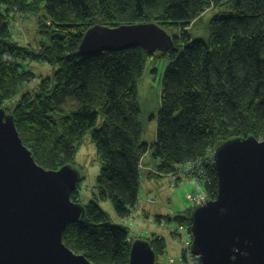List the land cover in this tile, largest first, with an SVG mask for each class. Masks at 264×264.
Wrapping results in <instances>:
<instances>
[{"label": "trees", "instance_id": "trees-1", "mask_svg": "<svg viewBox=\"0 0 264 264\" xmlns=\"http://www.w3.org/2000/svg\"><path fill=\"white\" fill-rule=\"evenodd\" d=\"M227 1L232 12L212 20L209 42L182 35L160 53L170 64L162 84L156 142L150 147L142 142L137 90L146 62L155 54L133 48L85 57L80 45L97 25L156 24L164 30L187 26L211 0H0V108L31 82L19 59L57 68L54 80L24 94L13 111L19 135L36 162L53 171L74 166L76 145L92 130L102 161L98 192L84 205V222L69 226L63 242L94 264H129L131 229L111 225L101 203L110 202L120 218L131 216L140 205V165L148 152L161 176H181L176 172L184 169L183 175L197 176L214 200L216 150L234 139L264 138V0ZM39 12L44 15L34 19L37 31L47 41L35 52L19 45L13 33H19L18 17ZM79 190L71 197L75 203ZM193 210L188 217L167 220L189 228ZM151 239L145 240L158 258L163 256L166 240ZM187 254L200 264L188 250L181 255L183 261Z\"/></svg>", "mask_w": 264, "mask_h": 264}, {"label": "water", "instance_id": "water-1", "mask_svg": "<svg viewBox=\"0 0 264 264\" xmlns=\"http://www.w3.org/2000/svg\"><path fill=\"white\" fill-rule=\"evenodd\" d=\"M173 38L156 24L95 26L80 54L142 48L167 52ZM217 198L194 208L191 254L200 264H264V138H238L212 161ZM82 178L72 166L47 170L23 143L13 115L0 108V264H94L63 242L69 226L86 218L72 194ZM151 242L132 244L129 264H157Z\"/></svg>", "mask_w": 264, "mask_h": 264}, {"label": "rangeland", "instance_id": "rangeland-1", "mask_svg": "<svg viewBox=\"0 0 264 264\" xmlns=\"http://www.w3.org/2000/svg\"><path fill=\"white\" fill-rule=\"evenodd\" d=\"M210 3V7L202 13L199 18L195 19L187 26H167L165 28L166 30H163L173 39H179L182 35H188L192 41L203 40L209 42L212 20L217 15L229 14L232 12V8L227 0H221L220 3L211 0ZM39 13L40 15L28 13L29 17L27 19H24L21 16L18 17L16 29L19 30V33H13L14 39L18 41L19 45L28 47L35 52L39 50L42 42L47 41L37 31L39 24H36V20L39 16L44 15V12ZM160 53V51H157L153 53L155 55L148 59L144 72L138 80L137 93L141 109L140 121L143 133L142 142L148 144L150 147L156 142L157 117L161 110L162 84L164 74L170 64L166 58H162ZM18 65L21 66L24 71L31 74V82L22 88L17 97L5 104L3 109L9 115H13L14 109L17 107L24 94L38 92L40 85H42L43 82H51L54 80L57 71L55 66L30 58L19 59ZM71 106L72 104L70 103L67 108ZM102 123L103 118L100 116L98 122L99 128ZM76 147L77 154L74 161L75 165L72 167L80 173L82 178V181L79 184L80 190L76 197L79 202L76 201V203L87 205L93 201L98 192L97 178L100 175L102 168V161L99 157L100 155L92 141V130L85 133L82 141L78 143ZM147 158L149 159V162L150 160L152 161L149 165L148 161H145ZM140 168L143 173L142 182L145 178L151 180V182L142 183L140 188V199L143 203L145 201L149 205L140 204L141 207L138 206L130 217L123 219L112 209L110 202H102L101 206L108 213L110 224L129 227L131 229L129 242L131 241L132 244L140 239L145 240L152 238L151 240H155L159 237H163L166 240L165 253L163 256H159L157 261L158 264H162L164 259H175L176 261H179L180 264H189V262H191V260H189V255L187 254L188 259L185 258L184 261L182 260L181 255L187 250L190 251L189 248L191 249L192 240H189L187 247L184 244L186 237L184 232L185 230L190 229L191 226H189V228L187 225L177 227L178 225H176V221H173L170 225L167 217H188L193 208L199 205H204L208 202L210 198L205 193L204 185L197 182V176L193 178L188 175H183L184 169L176 172L182 174L181 176H173V173H171L169 177L164 178L160 173H157L156 163L149 152L141 159ZM189 169L192 168L188 167V170ZM179 178H183V181L179 182ZM184 178L186 180H184ZM158 217L160 218V223H158ZM147 222L149 224H147ZM138 224L140 227L142 226V230L143 228H150L147 230L150 231L151 235L138 234L134 228ZM156 225L161 227L164 226L163 228H165V232L158 230ZM154 234L159 236L155 235L154 237Z\"/></svg>", "mask_w": 264, "mask_h": 264}, {"label": "crops", "instance_id": "crops-1", "mask_svg": "<svg viewBox=\"0 0 264 264\" xmlns=\"http://www.w3.org/2000/svg\"><path fill=\"white\" fill-rule=\"evenodd\" d=\"M148 158H149V157H148ZM148 158H147L145 161H148V160L150 159V158H149V159H148ZM151 162H152L151 160H150V162L148 161V165H149ZM149 181L151 182V180H148V179L145 178V179L143 180L142 183H146V182H149ZM140 200H141V199H140ZM140 204H141V205H149V204H147L145 201H144V203H143L142 200H141ZM141 205H139V206L141 207ZM141 219H142V218H141ZM142 221H143V220H142ZM143 222H144V221H143ZM140 224H141V223H140ZM147 224H149V223L147 222ZM141 225H142V224H141ZM141 227H142V226H141ZM141 227L139 226V224H138L136 227H134V228H135V231L138 232V234H141V235L149 234V235H151V234H150V231L147 230V229H150V228L147 227V229H144V228H143V230H142ZM156 227L158 228V230H162V231L165 230V228H163L164 226L161 227V226H157V225H156ZM156 227H155V228H156ZM164 232H165V231H164ZM155 235H157V234H154L153 236H155ZM185 235H186V234H185ZM157 236H159V235H157ZM189 240H190V238H189V235L187 234L186 237H185V243H184L186 247L188 246ZM185 249H186V248H185Z\"/></svg>", "mask_w": 264, "mask_h": 264}, {"label": "built area", "instance_id": "built-area-1", "mask_svg": "<svg viewBox=\"0 0 264 264\" xmlns=\"http://www.w3.org/2000/svg\"><path fill=\"white\" fill-rule=\"evenodd\" d=\"M189 167L192 168V166H189ZM203 198H204V196H203ZM191 262H192V264L195 263L193 259H191ZM162 264H178V261H176L175 259L174 260H166V259H164V262Z\"/></svg>", "mask_w": 264, "mask_h": 264}, {"label": "bare ground", "instance_id": "bare-ground-1", "mask_svg": "<svg viewBox=\"0 0 264 264\" xmlns=\"http://www.w3.org/2000/svg\"><path fill=\"white\" fill-rule=\"evenodd\" d=\"M184 234H186V235L188 234L189 235V232L187 230H185Z\"/></svg>", "mask_w": 264, "mask_h": 264}, {"label": "clouds", "instance_id": "clouds-1", "mask_svg": "<svg viewBox=\"0 0 264 264\" xmlns=\"http://www.w3.org/2000/svg\"><path fill=\"white\" fill-rule=\"evenodd\" d=\"M131 242V241H130Z\"/></svg>", "mask_w": 264, "mask_h": 264}]
</instances>
